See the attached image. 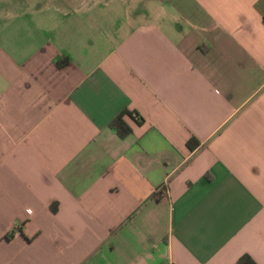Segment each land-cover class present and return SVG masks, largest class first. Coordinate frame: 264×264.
I'll list each match as a JSON object with an SVG mask.
<instances>
[{
	"label": "crops",
	"instance_id": "crops-1",
	"mask_svg": "<svg viewBox=\"0 0 264 264\" xmlns=\"http://www.w3.org/2000/svg\"><path fill=\"white\" fill-rule=\"evenodd\" d=\"M241 255L264 264V0H0V264Z\"/></svg>",
	"mask_w": 264,
	"mask_h": 264
},
{
	"label": "trees",
	"instance_id": "trees-1",
	"mask_svg": "<svg viewBox=\"0 0 264 264\" xmlns=\"http://www.w3.org/2000/svg\"><path fill=\"white\" fill-rule=\"evenodd\" d=\"M65 62H66V60H64V61L58 60V61H56V66L63 65ZM110 126L112 128L116 129L117 134L120 137H122L123 135H125L129 131V128L120 119V116L115 117L112 120V122L110 123ZM13 234H14V229H11L4 234V238L9 239L13 236ZM236 264H254V262L247 255H241L238 258Z\"/></svg>",
	"mask_w": 264,
	"mask_h": 264
}]
</instances>
